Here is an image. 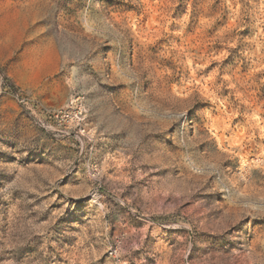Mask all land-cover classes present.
<instances>
[{"label":"rangeland","instance_id":"rangeland-1","mask_svg":"<svg viewBox=\"0 0 264 264\" xmlns=\"http://www.w3.org/2000/svg\"><path fill=\"white\" fill-rule=\"evenodd\" d=\"M0 264H264V0H0Z\"/></svg>","mask_w":264,"mask_h":264},{"label":"built area","instance_id":"built-area-1","mask_svg":"<svg viewBox=\"0 0 264 264\" xmlns=\"http://www.w3.org/2000/svg\"><path fill=\"white\" fill-rule=\"evenodd\" d=\"M52 117L59 121L60 124L65 123L66 125H69L73 122H75L76 116L74 113L69 109H61L54 111L52 113Z\"/></svg>","mask_w":264,"mask_h":264}]
</instances>
